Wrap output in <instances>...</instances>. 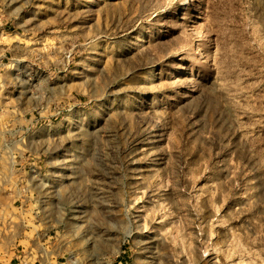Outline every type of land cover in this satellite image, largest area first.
I'll list each match as a JSON object with an SVG mask.
<instances>
[{
	"label": "rangeland",
	"instance_id": "rangeland-1",
	"mask_svg": "<svg viewBox=\"0 0 264 264\" xmlns=\"http://www.w3.org/2000/svg\"><path fill=\"white\" fill-rule=\"evenodd\" d=\"M15 224L62 264H264V0H0Z\"/></svg>",
	"mask_w": 264,
	"mask_h": 264
},
{
	"label": "crops",
	"instance_id": "crops-1",
	"mask_svg": "<svg viewBox=\"0 0 264 264\" xmlns=\"http://www.w3.org/2000/svg\"><path fill=\"white\" fill-rule=\"evenodd\" d=\"M37 227L27 231L17 224L8 229L0 226V264H62L57 249L41 243V230Z\"/></svg>",
	"mask_w": 264,
	"mask_h": 264
},
{
	"label": "bare ground",
	"instance_id": "bare-ground-1",
	"mask_svg": "<svg viewBox=\"0 0 264 264\" xmlns=\"http://www.w3.org/2000/svg\"><path fill=\"white\" fill-rule=\"evenodd\" d=\"M74 230H75V225L74 224H71V232H73Z\"/></svg>",
	"mask_w": 264,
	"mask_h": 264
}]
</instances>
